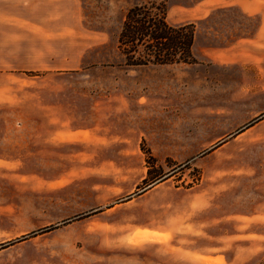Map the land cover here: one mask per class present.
<instances>
[{
  "label": "rangeland",
  "instance_id": "374dc122",
  "mask_svg": "<svg viewBox=\"0 0 264 264\" xmlns=\"http://www.w3.org/2000/svg\"><path fill=\"white\" fill-rule=\"evenodd\" d=\"M150 2L201 52L210 24L258 23L209 0H55L54 35L0 39V264H264V48L245 68L128 66L118 35Z\"/></svg>",
  "mask_w": 264,
  "mask_h": 264
},
{
  "label": "crops",
  "instance_id": "0c3cea01",
  "mask_svg": "<svg viewBox=\"0 0 264 264\" xmlns=\"http://www.w3.org/2000/svg\"><path fill=\"white\" fill-rule=\"evenodd\" d=\"M54 3L55 0H0V39L4 40L0 42L5 46L36 45L39 31L45 36L54 35L51 25L55 21V13L57 22L61 21V10L55 12ZM219 9H234L241 18L257 17L258 23L252 34L241 32L237 36L210 24L209 41L204 42L203 52L195 49L194 41L196 63L204 62L210 71L229 65L245 68L247 56L264 48V0H209V18H213V13Z\"/></svg>",
  "mask_w": 264,
  "mask_h": 264
},
{
  "label": "trees",
  "instance_id": "16d2710c",
  "mask_svg": "<svg viewBox=\"0 0 264 264\" xmlns=\"http://www.w3.org/2000/svg\"><path fill=\"white\" fill-rule=\"evenodd\" d=\"M195 25H172L164 3L130 7L118 35V48L128 66L194 63Z\"/></svg>",
  "mask_w": 264,
  "mask_h": 264
}]
</instances>
